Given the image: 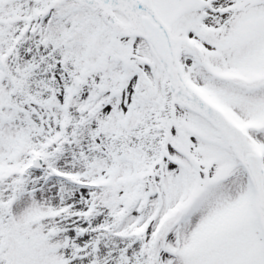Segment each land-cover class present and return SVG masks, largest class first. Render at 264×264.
Returning <instances> with one entry per match:
<instances>
[{
    "label": "snow or ice",
    "instance_id": "snow-or-ice-1",
    "mask_svg": "<svg viewBox=\"0 0 264 264\" xmlns=\"http://www.w3.org/2000/svg\"><path fill=\"white\" fill-rule=\"evenodd\" d=\"M0 264H264V0H0Z\"/></svg>",
    "mask_w": 264,
    "mask_h": 264
}]
</instances>
